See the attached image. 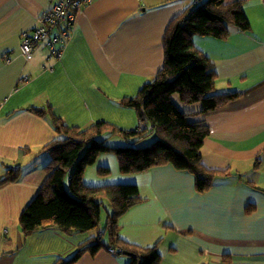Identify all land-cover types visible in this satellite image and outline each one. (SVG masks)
Masks as SVG:
<instances>
[{
    "label": "crops",
    "instance_id": "1",
    "mask_svg": "<svg viewBox=\"0 0 264 264\" xmlns=\"http://www.w3.org/2000/svg\"><path fill=\"white\" fill-rule=\"evenodd\" d=\"M55 1L0 0V180L19 168L16 182L0 186V264H55L94 236L54 229L22 234L19 217L46 178L49 157L39 150L56 138L49 121L30 109L49 105L70 127L106 122L136 129L134 110L119 101L134 97L161 68L164 33L190 3L91 0L78 12L59 60L49 58L44 42L26 60L22 37ZM234 2L242 3L249 31L230 27L226 40L194 36L193 43L213 65L215 93L240 96L206 115L200 104L172 96L189 122L208 127L202 164L227 176L198 193L189 173L162 165L122 174L110 153L83 175L87 186H137L141 202L119 219V236L130 245L155 246L160 264H264V0H224ZM100 168L109 173L99 175ZM74 264L133 263L116 249L85 254Z\"/></svg>",
    "mask_w": 264,
    "mask_h": 264
},
{
    "label": "trees",
    "instance_id": "2",
    "mask_svg": "<svg viewBox=\"0 0 264 264\" xmlns=\"http://www.w3.org/2000/svg\"><path fill=\"white\" fill-rule=\"evenodd\" d=\"M230 27L242 32L250 29L241 2L190 0L182 13L169 23L162 39L161 68L134 97L119 101V105L134 110L138 124L145 123L149 130H142L138 125L134 130H122L106 122L85 128L70 127L49 105L30 109L49 121L56 138L39 150L49 157L43 168L46 178L19 217L22 234L29 236L48 229L65 235L94 233L70 258H58L55 264H74L85 254L95 256L109 249L112 253L116 249L120 254L129 253L133 264H160L162 261L155 246L130 245L119 236V219L141 202L136 185L92 187L84 184L85 170L100 154H113L122 174L171 165L177 171L194 176L198 193L207 192L217 179L227 176L226 171L210 170L202 164L200 151L209 134L208 127L189 122L188 115L172 102V96L178 95L185 105L200 104L203 115L222 109L240 96V93H215L213 65L193 43L194 36L226 40ZM148 136L155 139L141 146ZM112 138H120L125 144L112 146L109 144ZM98 173L107 175L109 170L100 168ZM18 177L19 168L9 169L0 180V186L16 182ZM104 210L106 220L100 227Z\"/></svg>",
    "mask_w": 264,
    "mask_h": 264
},
{
    "label": "built area",
    "instance_id": "3",
    "mask_svg": "<svg viewBox=\"0 0 264 264\" xmlns=\"http://www.w3.org/2000/svg\"><path fill=\"white\" fill-rule=\"evenodd\" d=\"M91 0H57L38 19V26L22 37L20 51L26 60L30 59L34 48L41 42L49 52V58L59 60L76 19V12ZM138 128L149 130L145 123ZM109 253L113 250L109 249Z\"/></svg>",
    "mask_w": 264,
    "mask_h": 264
},
{
    "label": "rangeland",
    "instance_id": "4",
    "mask_svg": "<svg viewBox=\"0 0 264 264\" xmlns=\"http://www.w3.org/2000/svg\"><path fill=\"white\" fill-rule=\"evenodd\" d=\"M155 138L153 136H148L146 138V140H144L142 143H141V146H145V145H148L150 144ZM109 144L112 145V146H123L125 144V142L123 140H121L120 138H112L110 141H109ZM108 209V208H107ZM105 210L102 211V215L100 217V222H101V226L103 227V224L105 223Z\"/></svg>",
    "mask_w": 264,
    "mask_h": 264
},
{
    "label": "water",
    "instance_id": "5",
    "mask_svg": "<svg viewBox=\"0 0 264 264\" xmlns=\"http://www.w3.org/2000/svg\"><path fill=\"white\" fill-rule=\"evenodd\" d=\"M125 255H129V253H124Z\"/></svg>",
    "mask_w": 264,
    "mask_h": 264
}]
</instances>
